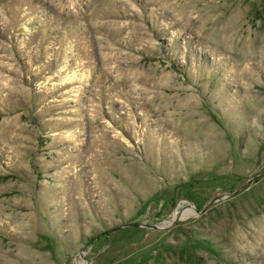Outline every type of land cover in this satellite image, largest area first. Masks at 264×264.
<instances>
[{"label": "rangeland", "instance_id": "374dc122", "mask_svg": "<svg viewBox=\"0 0 264 264\" xmlns=\"http://www.w3.org/2000/svg\"><path fill=\"white\" fill-rule=\"evenodd\" d=\"M263 172L264 0H0V264H264Z\"/></svg>", "mask_w": 264, "mask_h": 264}, {"label": "water", "instance_id": "95a60500", "mask_svg": "<svg viewBox=\"0 0 264 264\" xmlns=\"http://www.w3.org/2000/svg\"><path fill=\"white\" fill-rule=\"evenodd\" d=\"M262 176H264V172L262 174L257 175L256 177L250 179L249 182H253V181L257 180L259 177H262ZM222 199H224V198H222ZM215 201L216 200H214L213 202H215ZM213 202H211V203H213ZM211 203H209V205H211ZM176 219H174V220H176ZM174 220H172V221H174ZM128 226H130V227H147V228H154V229L164 228V226L148 225V224H144V223H141V222H131V223H126V224L123 225V227H128Z\"/></svg>", "mask_w": 264, "mask_h": 264}]
</instances>
